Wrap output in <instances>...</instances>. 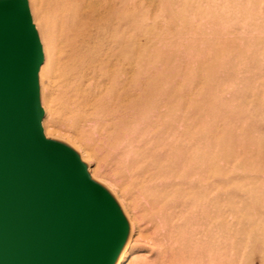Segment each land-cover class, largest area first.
<instances>
[{
  "label": "rangeland",
  "instance_id": "rangeland-1",
  "mask_svg": "<svg viewBox=\"0 0 264 264\" xmlns=\"http://www.w3.org/2000/svg\"><path fill=\"white\" fill-rule=\"evenodd\" d=\"M29 5L45 130L122 201L126 264H264V0Z\"/></svg>",
  "mask_w": 264,
  "mask_h": 264
},
{
  "label": "water",
  "instance_id": "water-1",
  "mask_svg": "<svg viewBox=\"0 0 264 264\" xmlns=\"http://www.w3.org/2000/svg\"><path fill=\"white\" fill-rule=\"evenodd\" d=\"M18 2L0 0V264H117L129 239V219L114 193L92 177L79 152L45 135L44 49L29 0L32 25L27 34ZM31 53L32 68L40 61L36 85L26 67ZM35 88L44 140L78 156L91 183L106 193L114 212L103 219L78 180L33 138Z\"/></svg>",
  "mask_w": 264,
  "mask_h": 264
},
{
  "label": "snow or ice",
  "instance_id": "snow-or-ice-1",
  "mask_svg": "<svg viewBox=\"0 0 264 264\" xmlns=\"http://www.w3.org/2000/svg\"><path fill=\"white\" fill-rule=\"evenodd\" d=\"M17 7L21 11L23 28L25 33L27 34L28 29L31 28L32 25V20L28 12L27 0H19ZM38 52L39 45L37 44L36 54H38ZM33 60L34 54L31 53L28 56L26 67H28L32 71L33 81L36 85V73L38 71L40 61H36V67L32 68L31 65L33 63ZM41 118L42 113L40 112L39 95L38 90L35 88V108L31 113V119L34 122V126L31 129L33 138L40 144L45 152L51 153L54 156L56 164H58L61 168L66 170L78 180V182L83 186L87 194L98 207L99 217L101 219H103L108 213L114 212V210L109 205L106 193L97 188V186L92 184L89 180L85 167L80 163L79 157L68 149H62L58 146L51 145L44 140V135L41 130Z\"/></svg>",
  "mask_w": 264,
  "mask_h": 264
},
{
  "label": "bare ground",
  "instance_id": "bare-ground-1",
  "mask_svg": "<svg viewBox=\"0 0 264 264\" xmlns=\"http://www.w3.org/2000/svg\"><path fill=\"white\" fill-rule=\"evenodd\" d=\"M94 6V5H93ZM85 8H83V10L81 9L79 12H80V17L82 18V19H84V14H85ZM61 15L64 17V19H69V9L68 8H64V10L61 12ZM84 21V20H83ZM83 21L81 22V24H83ZM71 33V32H70ZM73 34V33H72ZM43 49H44V54L46 53V51H45V47H43ZM47 58V57H46ZM58 62V61H57ZM49 66V61H47V59H46V62H45V65L44 66H42L41 67V70H40V85L42 86L43 84H46V82H44V80H43V77H44V75H43V72L45 71V69H46V67H48ZM42 92V91H41ZM44 110H45V115H47V110H46V108L44 107ZM43 127H44V123H43ZM44 131H45V135L47 136V138H51V139H56V137L55 136H53L52 134H50L49 132L47 133V131L45 130V127H44ZM78 146V145H77ZM81 147V146H80ZM74 149L76 150V151H78L79 152V154H80V157H81V159H82V161L85 163V164H87V165H89V163H88V161L86 160V158L84 157V155H83V153L81 152V151H79V149L76 147V145H74ZM86 153H87V151H86ZM85 153V154H86ZM89 154H90V152H88ZM89 171H90V173H91V175H92V177L94 178V179H96V177H95V175H94V173H93V170H90V168H89ZM97 180V179H96ZM113 192V191H112ZM114 193V192H113ZM115 194V193H114ZM119 198V197H118ZM120 204H121V206L124 208V206H123V203H122V201H120ZM214 205V204H213ZM195 207H197L198 208V202H196V204H195ZM178 208V207H177ZM150 210H151V208H150ZM126 211V210H125ZM127 215V214H126ZM127 217H128V215H127ZM128 219H129V222H130V235H129V239H128V242H127V244H126V246H125V248L123 249V251H122V253H121V255H120V258H119V261H118V263L117 264H126V262H127V259H128V256H129V248H130V241H131V239H132V236H133V233H134V225H133V222L131 221V219L128 217ZM134 238V237H133ZM134 249V248H133ZM129 261V260H128Z\"/></svg>",
  "mask_w": 264,
  "mask_h": 264
}]
</instances>
